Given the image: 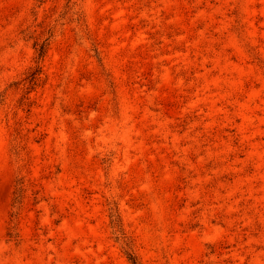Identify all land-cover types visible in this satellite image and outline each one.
<instances>
[{"label":"rangeland","instance_id":"1","mask_svg":"<svg viewBox=\"0 0 264 264\" xmlns=\"http://www.w3.org/2000/svg\"><path fill=\"white\" fill-rule=\"evenodd\" d=\"M130 257L264 264V0H0V264Z\"/></svg>","mask_w":264,"mask_h":264},{"label":"trees","instance_id":"2","mask_svg":"<svg viewBox=\"0 0 264 264\" xmlns=\"http://www.w3.org/2000/svg\"><path fill=\"white\" fill-rule=\"evenodd\" d=\"M43 54H44V45H41L39 50H38V55H37L38 59H40L43 56ZM37 71H39V70H37ZM130 260H131L132 264H139V263H137V261L135 260L134 257H130Z\"/></svg>","mask_w":264,"mask_h":264}]
</instances>
